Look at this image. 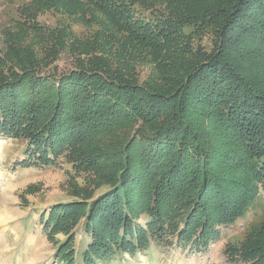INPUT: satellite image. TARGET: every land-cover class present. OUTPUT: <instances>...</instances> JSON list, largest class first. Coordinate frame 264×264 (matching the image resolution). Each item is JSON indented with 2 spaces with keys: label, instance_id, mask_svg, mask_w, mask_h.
Returning a JSON list of instances; mask_svg holds the SVG:
<instances>
[{
  "label": "trees",
  "instance_id": "16d2710c",
  "mask_svg": "<svg viewBox=\"0 0 264 264\" xmlns=\"http://www.w3.org/2000/svg\"><path fill=\"white\" fill-rule=\"evenodd\" d=\"M47 10L88 34L40 22ZM19 11L2 32L0 135L24 139L34 163L70 165L76 199L46 224L51 239L64 234V262L82 220V256L98 264L152 239L204 248L248 213L264 192V0H31ZM63 50L73 66L59 72ZM224 254L264 264V218Z\"/></svg>",
  "mask_w": 264,
  "mask_h": 264
},
{
  "label": "rangeland",
  "instance_id": "374dc122",
  "mask_svg": "<svg viewBox=\"0 0 264 264\" xmlns=\"http://www.w3.org/2000/svg\"><path fill=\"white\" fill-rule=\"evenodd\" d=\"M29 2L31 0H0V52L5 47L3 30L15 28L10 19H18L20 7ZM37 19L53 27L70 23L77 35L88 34L87 27L60 12L47 10ZM203 41H207L206 37ZM53 65L57 71L64 72L73 66V59L63 50ZM25 143L22 138L0 135V151L7 150L9 155L6 161L0 157V264H86L82 255L91 242L92 233L86 229L84 220L73 231L75 257L71 262H64L57 252V244L64 239V234L56 233L51 239L50 227L46 226L52 206L76 199L68 185L70 165L61 156L53 162L34 163L32 151L27 152ZM21 152L24 158L20 160ZM86 176H77L78 183L83 184ZM263 218L264 192L261 191L248 213L234 223L236 230L224 231L222 227L224 230L220 229L218 236L204 248L191 242L178 244L174 238L163 243L152 239L145 248L132 253L115 252L98 264H188L187 259L192 256L198 257L197 264H241L229 261L224 249L228 244H238L251 226ZM137 221L145 227L144 216ZM185 247L189 250L184 254Z\"/></svg>",
  "mask_w": 264,
  "mask_h": 264
},
{
  "label": "crops",
  "instance_id": "0c3cea01",
  "mask_svg": "<svg viewBox=\"0 0 264 264\" xmlns=\"http://www.w3.org/2000/svg\"><path fill=\"white\" fill-rule=\"evenodd\" d=\"M6 145H7V144H5L4 147H5ZM25 145H26V143H25ZM20 155H21V157H20V160H21L22 158H24V157H23V152H21ZM0 157H2V159H3L4 161H6L7 157H9L7 150H6L5 152L3 151V153H1V151H0ZM240 222H241V220H240ZM1 223H2V222H0V224H1ZM235 225H236V224H232V225H231L232 227H231V226H227V227H225V228L223 227L225 230H224L223 228H221V229L224 230V231L228 230L227 228H231V229H233V230H236V229H235ZM188 250H189V247H185L182 251H183V253L185 254V252L188 251ZM183 253H182V254H183ZM175 254H176V253H175ZM184 254H183V255H184ZM180 255H181V254H180ZM206 257H207V256H206ZM209 257H211V255H209ZM203 258H205V255L203 256ZM187 261H189L188 264H197V263H198V257H196V256H192V257H190V259H187ZM199 263H201V261H200Z\"/></svg>",
  "mask_w": 264,
  "mask_h": 264
}]
</instances>
